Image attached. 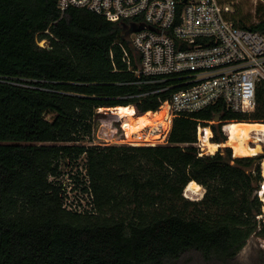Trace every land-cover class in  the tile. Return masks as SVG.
<instances>
[{
  "label": "trees",
  "instance_id": "trees-1",
  "mask_svg": "<svg viewBox=\"0 0 264 264\" xmlns=\"http://www.w3.org/2000/svg\"><path fill=\"white\" fill-rule=\"evenodd\" d=\"M236 22L264 33V17ZM128 23L80 7L61 14L57 0H0V264H244L247 239H264V146L234 156L230 146L197 145V119L215 143L227 139L225 120L228 134L264 131L263 81L251 111L218 101L177 115L165 143H91L98 107L155 111L177 88L139 95L165 83H131L120 46ZM66 167L89 209L64 205ZM186 186H202V196L186 197ZM246 264H264V250Z\"/></svg>",
  "mask_w": 264,
  "mask_h": 264
},
{
  "label": "built area",
  "instance_id": "built-area-1",
  "mask_svg": "<svg viewBox=\"0 0 264 264\" xmlns=\"http://www.w3.org/2000/svg\"><path fill=\"white\" fill-rule=\"evenodd\" d=\"M57 7L61 14L69 7H80L99 18L128 20L131 30L126 35L127 46L122 43L120 46L126 69L133 73L131 83H165L139 95L177 87L152 111L163 110L162 122L157 121L155 127L146 123L129 135L123 126L128 115L120 117L114 113L117 106L98 107L91 135L96 126L100 142L91 143H165L177 115L198 111L218 101L227 110L254 108L256 86L264 82V33L239 25L232 18L228 0H57ZM129 105L134 107L135 117L147 112L141 113L135 105ZM107 111L113 119L100 116ZM197 120L199 145L208 126ZM229 122L223 121L226 132ZM258 131L264 136V131ZM157 134L160 135L152 137ZM255 140L262 139L257 135ZM260 191L261 188L259 194ZM69 203L73 206L64 203L68 209L79 206L76 202Z\"/></svg>",
  "mask_w": 264,
  "mask_h": 264
},
{
  "label": "rangeland",
  "instance_id": "rangeland-1",
  "mask_svg": "<svg viewBox=\"0 0 264 264\" xmlns=\"http://www.w3.org/2000/svg\"><path fill=\"white\" fill-rule=\"evenodd\" d=\"M228 2L230 3V5L232 7V11H233L232 14L233 13L236 14V19L235 20H237L240 17H242L248 24H250V23L256 22L259 18L264 17V2L262 0H228ZM40 44H45V40H41ZM100 116L103 117V118H109L110 117L111 119H113V115L111 114L110 111H107L106 113L103 112V113L100 114ZM220 120H218V121L212 120L211 123H218V122H220ZM115 124H117V123L115 122ZM223 124L221 126V131H222V133L227 135V132L223 128ZM251 127H249L248 129H246V131H244L246 135H247V132L249 130L256 128V127H252V128ZM96 130H97V127L94 126V133H93V136H92L93 139L91 141L99 143L100 139L97 136V131ZM230 131H231V133L233 132L232 128H231ZM99 134H101V133L99 132ZM159 135L160 134H157V135L152 136V137H157ZM257 135H260L262 140H260V141L255 140ZM250 137H251V139L249 140V144L250 145H253L255 142H259V144H261V148L263 149L264 136H262L260 134V132H257V133H256V131L252 132V133H250ZM159 141H161V140L158 139V142ZM225 141L222 142V144L220 146H229V145H227L225 143ZM213 143H215V142H213ZM215 144H216V149H215V151H216L217 148L220 147V146H218L217 143H215ZM197 145H198V143H197ZM198 146H199V148H200L202 153H210V152L207 151L208 149H207V146H206L205 142H203L202 144L200 142V144ZM231 151H232V155H234L232 147H231ZM255 153H258V152H255ZM255 153H253V154H255ZM234 156H238V155H234ZM82 162H83V159L80 160L78 168L82 171V174H83L84 173V168L82 166ZM68 169H69V167H66L64 169L63 175L61 176V179H62L63 183L66 184V191H69L67 193V195H68L67 199H65V203L67 204V207H70L68 205H71L69 203V201H72L74 203V202H76V200H78L79 203H80L79 206H77L78 209H82V208L89 209L90 205L88 203V197H87V195L85 193H81V192H79L77 190H69L70 186L72 185V182H71V180L69 178V174H70V172L74 171L75 168H73L71 170H68ZM261 175H262V171H261ZM262 178H263V176H262ZM201 189H203L202 186L200 187V190H199L198 187H195V186L193 187L192 190L188 189L187 186H186L184 191H183V193H184V195L186 197H188L190 199H198V198H200L202 196V193L204 191V190H201ZM259 196L261 197V195H259ZM77 204H78V202H77ZM71 206H73V205H71ZM262 215L264 216L263 206H262ZM258 247H260V248H262L264 250V239H262L260 237H255V236L249 237L247 239L246 243L242 246V248L239 250V252L237 254L238 260L241 261L242 263L246 264L247 262L250 261L252 253H254V251Z\"/></svg>",
  "mask_w": 264,
  "mask_h": 264
},
{
  "label": "bare ground",
  "instance_id": "bare-ground-1",
  "mask_svg": "<svg viewBox=\"0 0 264 264\" xmlns=\"http://www.w3.org/2000/svg\"><path fill=\"white\" fill-rule=\"evenodd\" d=\"M134 111V107L132 105L124 106L119 105L116 107L115 112L118 116L123 117L128 115L129 123H124L123 126L126 129L127 134L130 132L139 129L142 125L146 123H150L151 126H156L157 121L162 122L163 110H159L157 112L147 111L146 113L141 114L139 117H135L132 115ZM128 120V119H127ZM251 126H237L232 127V133L229 134L225 143L233 148L234 155H252L255 152H259L261 150V145L259 143H254L253 145L249 144V137L245 134L244 131ZM256 128H263V126L258 125ZM252 128V127H251ZM211 134V130L209 127L205 129V135L203 137V142L206 143L207 151L210 153H214L216 149V144L211 142L209 136ZM202 142V143H203ZM261 171H262V186L260 195L263 200V209H264V160L261 161Z\"/></svg>",
  "mask_w": 264,
  "mask_h": 264
},
{
  "label": "crops",
  "instance_id": "crops-1",
  "mask_svg": "<svg viewBox=\"0 0 264 264\" xmlns=\"http://www.w3.org/2000/svg\"><path fill=\"white\" fill-rule=\"evenodd\" d=\"M154 113H155V112H154ZM129 121H130V120H129V118H128V120H125L124 123H129ZM208 127H209V126H208ZM209 128H210V127H209ZM210 130H211V128H210ZM211 135H212V131H211L210 136H211ZM210 136H209V137H210ZM228 136H229V135H228ZM228 136H227V138H228ZM209 139H210V138H209ZM217 144H218V146H220V145L222 144V142H218ZM260 145H261V144H260ZM217 149H218V148H217ZM260 151H262V148H261ZM260 151H259V152H260ZM203 190H204V188H203Z\"/></svg>",
  "mask_w": 264,
  "mask_h": 264
},
{
  "label": "water",
  "instance_id": "water-1",
  "mask_svg": "<svg viewBox=\"0 0 264 264\" xmlns=\"http://www.w3.org/2000/svg\"><path fill=\"white\" fill-rule=\"evenodd\" d=\"M213 120L214 121H218V120H220V114H215L214 116H213ZM258 193V192H257ZM259 194V193H258ZM260 195V194H259ZM261 198V197H260ZM262 200V199H261Z\"/></svg>",
  "mask_w": 264,
  "mask_h": 264
}]
</instances>
